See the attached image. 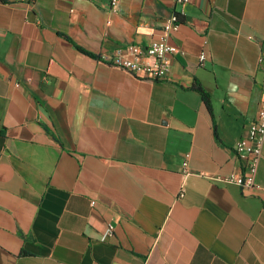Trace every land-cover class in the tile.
<instances>
[{"label": "crops", "instance_id": "0c3cea01", "mask_svg": "<svg viewBox=\"0 0 264 264\" xmlns=\"http://www.w3.org/2000/svg\"><path fill=\"white\" fill-rule=\"evenodd\" d=\"M179 8L0 0V264H264V141L258 188L202 174L246 170L264 0H189L165 78L112 64Z\"/></svg>", "mask_w": 264, "mask_h": 264}, {"label": "built area", "instance_id": "2783aa9c", "mask_svg": "<svg viewBox=\"0 0 264 264\" xmlns=\"http://www.w3.org/2000/svg\"><path fill=\"white\" fill-rule=\"evenodd\" d=\"M179 5V10L170 13L164 23L159 35L151 40L146 46L138 44H129L124 48L117 49L112 56V64L118 66L135 76L148 79H162L166 77L168 70V56L176 52L177 47L169 42L168 38L171 32L176 31L180 26V15L184 13V6L189 0H172ZM111 9H116L119 0H108ZM206 58L204 52L199 55L200 63ZM259 67L261 69V82L264 85V57L259 58ZM264 141V91L258 109L257 117L249 124L248 133L239 138L235 143V152L237 155L245 158L246 170L243 173L230 172L228 174H205L209 178L224 181L226 183H235L242 186L245 190L258 188L255 181L257 166L261 157L262 145ZM189 153L185 154L183 160L182 174L189 173L188 168ZM110 231L112 226H110Z\"/></svg>", "mask_w": 264, "mask_h": 264}, {"label": "trees", "instance_id": "16d2710c", "mask_svg": "<svg viewBox=\"0 0 264 264\" xmlns=\"http://www.w3.org/2000/svg\"><path fill=\"white\" fill-rule=\"evenodd\" d=\"M198 91H199V92L201 93V95L206 99V101H207V105L210 106V104H209V98H208L207 93H206L202 88H200V87H198Z\"/></svg>", "mask_w": 264, "mask_h": 264}]
</instances>
